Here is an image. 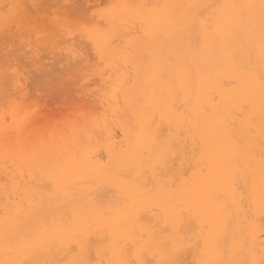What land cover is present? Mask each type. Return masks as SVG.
Returning a JSON list of instances; mask_svg holds the SVG:
<instances>
[{
    "label": "snow or ice",
    "instance_id": "snow-or-ice-1",
    "mask_svg": "<svg viewBox=\"0 0 264 264\" xmlns=\"http://www.w3.org/2000/svg\"><path fill=\"white\" fill-rule=\"evenodd\" d=\"M0 36V264H264V0H0Z\"/></svg>",
    "mask_w": 264,
    "mask_h": 264
},
{
    "label": "bare ground",
    "instance_id": "bare-ground-1",
    "mask_svg": "<svg viewBox=\"0 0 264 264\" xmlns=\"http://www.w3.org/2000/svg\"><path fill=\"white\" fill-rule=\"evenodd\" d=\"M92 1H93L94 4H104L105 2H107V3L113 2V0H95V1L94 0H79V2H81V3H92ZM25 2H27V3L45 4V3H56L57 0H25ZM59 2H62V3H76L77 0H59ZM117 2H119V0H117ZM134 2H151V3L181 2V3H192V2H213V0H134ZM216 2H222V0H216ZM3 61H4V45H3V38H2V36H0V66H2ZM44 63L47 64L48 61L45 60ZM33 67H35V66H33ZM49 67L51 68L52 65H49ZM56 67H58V65H56ZM29 71H31V70H28V73H29ZM43 71H45L43 68L36 69L35 75L36 74L40 75ZM29 76H30V74H29ZM29 79L27 81H25V82L29 83V81L31 80V79L30 80ZM0 88H2V79H0ZM117 139H119V137H117ZM106 155H107V153L105 152V156ZM176 163H177V167H179L180 161L177 160ZM0 171H2V167H0ZM98 195H100L101 198H104L106 195H110V193L106 194L104 192H100V193H98Z\"/></svg>",
    "mask_w": 264,
    "mask_h": 264
},
{
    "label": "rangeland",
    "instance_id": "rangeland-1",
    "mask_svg": "<svg viewBox=\"0 0 264 264\" xmlns=\"http://www.w3.org/2000/svg\"><path fill=\"white\" fill-rule=\"evenodd\" d=\"M94 1H95V0H94ZM95 3H96V2H95ZM92 4H94L93 1H92ZM29 74H30V76H31V77L29 76V78L31 79V78H32V73H31V71H29ZM36 75H38V74H36ZM30 79H29V80H30ZM30 82H31V80L29 81V83H30Z\"/></svg>",
    "mask_w": 264,
    "mask_h": 264
}]
</instances>
